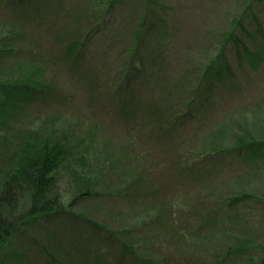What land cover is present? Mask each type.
Instances as JSON below:
<instances>
[{
	"label": "rangeland",
	"instance_id": "obj_1",
	"mask_svg": "<svg viewBox=\"0 0 264 264\" xmlns=\"http://www.w3.org/2000/svg\"><path fill=\"white\" fill-rule=\"evenodd\" d=\"M9 1L0 0V50L8 47L0 86L38 70L32 83L39 78L41 87L15 102L14 117L1 121L0 134L28 126L95 131L93 154L106 161V172L101 195L65 217L23 225L0 244V260L118 264L119 242L125 241L138 254L128 264H258V252L264 254V152L253 165L228 150L264 140V37H248L249 60H238L234 49V75L215 90L214 114L206 111L213 120L183 130L175 137L183 146H172L168 130L179 102L205 78L224 34L250 0H158L154 8L167 19L168 35L146 40L143 52L149 76L162 77L130 79L131 88L126 83L135 52L129 50L141 32L146 0L119 1L117 11L108 10L110 0ZM257 14L264 27V6ZM82 41L83 55L74 57L69 48ZM59 179L68 192V173L62 170ZM235 197L233 210L226 205ZM247 249L258 254H242Z\"/></svg>",
	"mask_w": 264,
	"mask_h": 264
},
{
	"label": "trees",
	"instance_id": "obj_2",
	"mask_svg": "<svg viewBox=\"0 0 264 264\" xmlns=\"http://www.w3.org/2000/svg\"><path fill=\"white\" fill-rule=\"evenodd\" d=\"M23 1L25 0H10L9 3L14 6L16 2L22 3ZM33 1L37 3L39 0L30 2ZM119 1L122 0H110L108 10L117 11L115 8L123 3V1L120 3ZM117 3L119 4L117 5ZM157 3L158 0L145 1L147 12L143 17L141 32L136 33L134 40L137 43H133V48L129 50V52L135 53L129 64L130 69L126 83L128 88H131L130 79L136 77H145L152 81H157L162 77L158 72L149 76L143 52L146 40L154 38L160 32L168 35L167 19L161 17L156 11L157 9L154 8ZM261 5L264 6V0H250L247 3L246 9L239 14L236 21L232 22L233 27L224 34L217 57L206 68L205 78H201L193 90L189 89L179 102L181 111L177 117L172 119L171 125L169 124L168 127L164 124L165 128L168 127V130L172 132L170 138L173 141V147L182 145L180 141L175 143V137L178 135L181 137V132L187 130L188 126L193 123L199 124L213 120L211 115H206V111L214 114L213 110L218 107V104L213 99L218 96L217 94H220L215 90L219 89V85L225 84L230 75H234V59L232 58L234 49V57L238 60L243 57L249 60V55L252 53L247 47L248 37L253 39L264 37V27L257 14V8ZM155 16L159 17L157 22H154ZM252 22L255 23L256 29L251 28ZM238 29L239 31H237ZM143 38H145L144 44ZM85 47L84 41L80 45L72 43L69 51L74 57H79V55H83ZM7 49L8 47H4L0 50L1 61L4 59ZM156 64L158 66L157 62ZM38 73V70L34 74L26 70L25 75L18 74V80L13 84L0 86V92L3 95V97L0 95V124L3 119L14 117L18 107V103L15 105V102L18 99H27L38 93L41 87L39 78L35 86L32 83ZM153 86L155 87L154 82ZM154 109L150 108V113ZM34 129L32 126H28L18 128L15 134H0V244L12 237L23 225L30 224L33 220L45 218L50 221L56 216L65 217L66 214H72L73 208L80 203L101 195L98 190L101 184L99 179L106 172V161L93 154L95 131L86 133L87 129L81 132L76 128H58L56 126L50 129L43 128L40 131ZM242 138L244 137L242 136ZM228 151L229 154H237L241 159L243 156L246 157L244 159L251 160L254 165L253 162L256 159L262 158L264 140L253 139L244 142L243 145L232 147ZM216 152L220 151H215L213 154ZM254 155L256 156L252 160ZM62 170L68 173L73 185L68 192H63L62 185L59 183V175ZM133 194L137 197V193ZM68 196L71 197L69 205H66ZM245 197L241 199H245ZM239 200L240 197H235L226 206H231L230 208L236 210L235 202ZM84 220L88 222L87 218ZM99 227V224H95L94 229L97 230ZM119 245L118 264H128L131 257L138 255L134 252L135 247L129 246L125 241L119 242ZM237 251L240 252L242 249H236ZM249 253L247 249L242 254L248 255ZM258 253L254 252L249 255L258 254L256 257V260L260 259L258 264H264V254ZM133 260L136 259L133 258ZM48 261L50 264L54 263L52 260L48 259ZM145 261L147 259L141 261L140 264H145ZM4 263L0 260V264ZM252 264L256 263L252 262Z\"/></svg>",
	"mask_w": 264,
	"mask_h": 264
}]
</instances>
